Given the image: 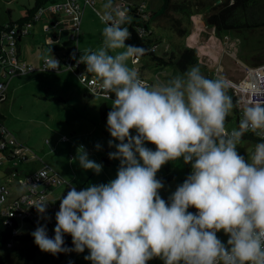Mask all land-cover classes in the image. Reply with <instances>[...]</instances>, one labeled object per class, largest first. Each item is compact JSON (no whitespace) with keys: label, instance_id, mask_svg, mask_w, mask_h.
<instances>
[{"label":"clouds","instance_id":"1","mask_svg":"<svg viewBox=\"0 0 264 264\" xmlns=\"http://www.w3.org/2000/svg\"><path fill=\"white\" fill-rule=\"evenodd\" d=\"M102 8V44L85 49L77 63L111 94L106 127L119 143L108 141L115 147L108 158L119 160V167L108 183L72 187L60 196L54 236L38 226L31 233L35 245L54 256L87 249L84 259L91 264H146L154 258L163 264H264V141L247 159L237 152L245 132L264 128V100L249 101L239 128L229 132L225 122L235 104L226 78L210 79L193 65L165 83L146 85L129 66L147 50L126 44L131 32L125 25L133 19L128 9L114 7L113 0ZM44 61V70L60 69L50 49ZM178 158L191 171L165 200L156 173ZM76 159L84 170H102L83 145ZM47 204L34 201L32 207L47 219ZM65 234L72 249L62 247Z\"/></svg>","mask_w":264,"mask_h":264},{"label":"rangeland","instance_id":"2","mask_svg":"<svg viewBox=\"0 0 264 264\" xmlns=\"http://www.w3.org/2000/svg\"><path fill=\"white\" fill-rule=\"evenodd\" d=\"M33 1L0 0V24L19 19L25 14V9L33 5ZM215 2V0H170L168 5L167 0H141L145 11L156 13L148 24L151 31L150 45L154 47V54L168 57L173 53L178 57L179 51L185 47V34L190 31L187 21L188 13L201 12L205 17L212 12ZM102 5L103 3L96 2L95 10L90 7L92 9L91 18L87 24L85 35L80 32L83 16L81 17L77 47L83 52L85 49L96 50L102 44L101 31L104 25L96 13V10L99 13L103 12ZM197 18L194 17V22L199 28L201 23ZM30 24L27 25V30L28 27L31 28ZM178 30L184 31L185 34H179ZM215 34L222 40L228 34L238 37L236 56L244 64L253 67L264 63V27L240 31L223 30L217 31ZM22 36L21 50L24 53L27 49V57L28 54L30 58V54L32 56L48 54L49 48L46 45L36 46L41 47V50L43 49L46 54H42L38 49L31 51V47L28 46V32ZM84 42L89 44L88 48H84ZM117 51H122V49ZM50 53L55 58L56 55L51 51ZM32 63L36 64L35 60ZM129 66L137 69L140 77L152 81L153 86L165 83V73H169V75L174 73V77L184 72L180 71L176 64L169 65L165 69V73L158 72L160 67L148 55L140 57L138 61L131 59ZM195 66L200 68L204 76L210 79L216 78L214 71L207 75L206 69L199 62ZM25 74L27 73H21L11 78L7 86V98L0 103L3 125L21 148L28 149L30 156L27 160H15L20 175L29 173L36 167L37 162L42 160L57 171L62 178L72 181L77 191L90 185L105 184L115 179L120 162L108 158V153L115 151V147L108 146V141L113 140L114 145L119 142L110 137L106 127L107 118L102 119L98 110L103 103L111 110V99L98 95L87 98L86 94L91 91L80 82L72 70L64 71L63 76L59 73L58 76L51 78H49L51 73L43 72L45 80L37 82L32 81ZM63 78L69 81L68 85L61 83ZM6 81L7 79H4V82ZM228 94L231 96L229 89ZM228 117L225 128L227 130L238 129L234 109ZM130 131L132 135L136 134L135 130ZM62 136L66 138L60 141L59 138ZM96 144L100 145L99 150L96 149ZM81 145L88 152L89 159L103 165L99 174L92 170H84L79 166L76 156L77 149ZM255 145L253 140L241 138L237 144V152L247 159L254 151ZM145 147L150 148L146 144ZM185 167L183 159L178 158L164 164L156 173V178L164 185L159 190V195L163 199L167 200L176 187L183 183L186 178ZM17 225L18 234L31 235L38 226H44V222L41 220L37 225H32L28 222L18 221ZM217 236L226 243L228 237L223 231L217 232ZM9 242H11V247L4 245L0 249V262L4 264H65L69 261L87 264L84 259L89 254L87 249L82 253L70 251L64 259L56 263L47 252H42L38 248L33 259L27 261L28 248L32 245L33 239L9 240Z\"/></svg>","mask_w":264,"mask_h":264},{"label":"built area","instance_id":"3","mask_svg":"<svg viewBox=\"0 0 264 264\" xmlns=\"http://www.w3.org/2000/svg\"><path fill=\"white\" fill-rule=\"evenodd\" d=\"M96 1L98 0H82V3H79L77 0H55L40 7L34 14L33 19L36 20L42 13L52 16L63 14L69 24L68 37L75 42L79 34L84 6H92ZM128 5L134 6L137 10V14L144 20L148 18L149 13L145 11L141 0H129ZM116 7L120 8L119 5ZM141 23L142 21L139 19L138 21H132L131 25L136 26V31L140 37L146 38L147 35L150 34V30L148 26H144ZM129 25L130 24H127L125 26L129 27ZM24 33L25 29L22 30L21 35ZM17 36L18 31L13 26L9 27L8 25H4V27L0 29V102L5 98L6 85L4 79L17 73L34 70L33 66L19 60L16 46ZM151 48L153 49L154 47L151 46ZM80 54L83 53L76 48L70 54L64 55L61 62L63 67L76 72L80 82L89 88L91 91L90 93L108 98L111 94L107 93L106 90L99 86L96 77L88 76L78 71L79 67L83 65L77 63ZM132 60L138 61V59ZM40 67L41 69H45L44 59ZM143 81L146 85H149L148 82L145 80ZM228 81H230L229 88L233 91V96L235 97V116L239 126L243 109L248 106L249 101L257 99L264 100V63L246 69L243 78ZM227 131L230 132L231 130ZM247 132L254 134L258 140L264 141V128L255 131L249 130ZM0 136V154H5L7 156L13 155L11 148L16 145L17 142L3 125H0ZM62 139L64 140L65 138L62 137ZM10 179L14 181L13 185L20 189L14 194H11L12 184L9 182ZM61 184H65L66 186V189L61 194L63 197L73 185L65 181L46 163H42L41 167L36 171L23 175H20L18 171L11 170L8 174V179H4L0 176V214L4 217V223L12 225L13 223L22 221L37 225L43 220L47 223V226L52 227L51 230L47 231L49 238H52L54 234L53 229L56 224V211L51 210L55 209L58 204L51 205L47 210L50 206L47 199V189ZM34 201H44L48 203L46 208L47 211L43 214L47 219L42 218L41 215L37 213V210H34V207H32ZM195 211L196 210H194V213ZM11 234L13 236L17 235V228H13ZM5 245L11 247V242L8 241ZM156 259L157 258L147 261L146 264L151 262L152 264H163L161 260L158 261ZM88 264H91V261H88Z\"/></svg>","mask_w":264,"mask_h":264},{"label":"crops","instance_id":"4","mask_svg":"<svg viewBox=\"0 0 264 264\" xmlns=\"http://www.w3.org/2000/svg\"><path fill=\"white\" fill-rule=\"evenodd\" d=\"M77 1L79 3H82V0H77ZM96 2L105 3L106 0H98ZM96 2L92 6H84V8H83V13H82L83 20H82V27H81L82 29H81V31L79 30L83 35H85L87 24L89 23V19L91 18L90 15H91L92 9L95 10ZM128 3H129V0H117V1L113 0L114 7L119 5L121 9H123V8L127 9ZM96 13L98 15L102 14V13H99L97 10H96ZM147 13L150 14L151 12H147ZM188 14H189L188 15L189 17H188L187 21L189 23L190 31L187 34H185V39H186L185 46H189V47L195 49L196 54L198 56V62L200 63V65H202L206 69L207 75L212 74L211 72L214 71V76H216V77L222 76V77L226 78L227 80H233L234 81V80H238V79L243 78V76L245 75L246 69H248L249 67H252V66H248V65L244 64L236 56L237 46H238L237 45L238 37L231 36L228 34L222 40V38H220L219 36H216V34H215L216 32L212 27H209V26L204 24L206 16L204 17L203 13H201V12H189ZM194 17H198L197 19L201 23V26L199 28L195 25ZM5 24H7V23H5ZM5 24H3V25H5ZM30 27L31 28L28 27V30H27V26H26L25 32H28V46L31 47V51H34V49H38L39 51H41L42 54L43 53L46 54V52L43 49L41 50V47H43V45H46L50 49V51L56 55L55 58L57 60H59L60 69L58 71L41 69V67H40L41 63H42V61L46 55L42 56V55L36 54V56H32L30 54V56H31V58H30L29 54H28V57H27V55H26L27 49H25L24 53L21 50V43H22V39H23V36H21L19 43H18V58L21 62L34 67V70L26 72L27 74H25V75H28L29 79H31L32 81L37 82L38 80H41V81L45 80L43 72L51 73L52 75L49 77V78H51V77L58 76L59 73L61 74V76H63L62 73L64 71H67V70L70 71V69H66L63 67V65L61 63L62 57L64 55H66L67 52L69 53V51L71 53L76 48L82 53H83V51H81L77 47V40L74 42L75 44L73 45V48H70V46L65 45L67 42L66 37H68V33H69V24H68L67 20L65 19L64 15L60 14V15L52 16V15H48L46 13H42L36 20H34L33 23L30 24ZM148 29H149V26H148ZM179 34H181V33H179ZM182 34H184V31L182 32ZM78 36H79V34H78ZM150 37H151V31H150V34L147 35V38L149 39V44L151 43ZM77 39H78V37H77ZM25 46H26V44H25ZM36 46H41V47H36ZM83 46H84V48H88L89 44L84 42ZM199 46H200V49H199ZM33 60H35L36 64L32 63ZM168 66L169 65L159 66L160 70H158V72L165 73V69L168 68ZM78 71L85 74V75H88V76H94V74L88 73L85 70V65L80 66ZM74 73H76V72H74ZM19 74H21V73L14 74L11 77L6 78L7 81L5 82V85H6L5 98L3 101H5L7 98L6 91H7V86L9 84V81L11 80V78H13ZM165 74L166 75H164V82L171 79L174 75V73H173V75H169V73H165ZM140 78L145 80L146 82H148L149 83L148 86H150V87L153 86L152 81H149L146 78H142V77H140ZM61 83L64 85H68L69 81L65 80V78H63ZM45 87L49 88L48 86H45ZM38 89H40V88L38 87ZM229 91L232 95L233 91L230 88H229ZM99 97H102V96H99ZM234 104H235V100H234ZM233 109H234V113H235V108H233ZM228 118L229 117L227 116L226 121L228 120ZM10 135H12V134L10 133ZM62 137H64V136H62ZM62 137L59 138L60 141H63ZM64 138H66V137H64ZM11 149L13 152V155H11V156H7L5 154H0V176L3 177L4 179H8V174L11 170H15V171H18L20 173V171L16 167V162H15L16 159L27 160L30 157L29 153H28V149L27 148H21L18 145V143H16V145H14ZM39 161L40 162H37L36 167H34V169H32L33 171H36L38 168L41 167L42 163H44L42 160H39ZM32 170L30 172H33ZM65 181L70 182L72 184V181H70V180L69 181L65 180ZM9 182L12 184L11 194H14L20 190L19 188H16L13 185L14 181L12 179H10ZM65 189H66L65 184L53 186L50 189H47V199L50 203V206L47 208V210L53 204H58V205L56 206L55 209H52L51 211L57 212L59 210V204H60L59 198ZM61 198H62V196H61ZM194 210H196V209L193 208V210H192L193 213H194ZM43 222H44V226L46 227L47 223L45 221H43ZM46 228H48V230H51V227L47 226ZM86 263L88 264V260H86ZM149 264H152V262Z\"/></svg>","mask_w":264,"mask_h":264},{"label":"trees","instance_id":"5","mask_svg":"<svg viewBox=\"0 0 264 264\" xmlns=\"http://www.w3.org/2000/svg\"><path fill=\"white\" fill-rule=\"evenodd\" d=\"M55 0H34L33 5L31 7H28L25 9V14L21 16L16 21H9L7 24L9 27H15L18 31V36L16 37V46L18 50V43L21 38L22 30L25 29V27L29 23H33L34 19L33 16L38 11V9L48 2H53ZM169 1L168 5H169ZM215 5L212 9V12L206 15L205 22L207 26L213 27L215 32L217 31H223V30H234V31H240L242 29H254L258 27H264V0H215ZM219 1V2H218ZM168 7V6H167ZM167 7L165 8V12L167 10ZM128 14L133 18L132 21L136 20L138 21L141 19L142 25L147 26L150 22L151 18L156 15V13H150L148 18L144 20L137 14V10L134 6H127ZM9 13V11H8ZM4 27L3 24H0V29ZM129 31L131 32V37L126 41V44H134L141 46L147 50L145 55L150 56V58L156 63V65L159 66H166L171 64H176L177 68L180 71H186L189 66L198 64V56L196 54L195 49L185 46L181 51L178 53V57H176L175 54H171L168 57H160L154 54L153 49L151 48L149 44V39L142 38L139 36L138 32L136 31V26L129 25ZM179 33H182V30H178ZM185 34V33H184ZM67 38L66 46H70V48H73V45L75 44L73 40H71L69 37ZM67 54H70L67 52ZM87 98H90L94 96V94L89 93L86 94ZM233 98V102L235 100V97L233 94L231 95ZM114 98V97H113ZM99 115L102 119L107 118V114L110 111L106 107V105L103 103L99 106ZM3 116L0 114V125H3L2 123ZM239 128V126H238ZM242 138H252L257 141V138L254 134L245 132ZM1 140V136H0ZM147 146H149L152 150H155V145L145 142ZM167 164V163H166ZM185 170H186V177L191 171L190 164H186ZM193 208H189L188 211L192 212ZM17 223H13L12 225H8L4 223V217L0 214V249L8 242L9 240H28L33 239L31 235H12L11 230L13 228H17ZM47 227V226H46ZM49 227V226H48ZM52 229V227H51ZM49 231V230H47ZM54 236V234H53ZM64 244L62 247H65L67 249H72V237L69 234H65L63 236ZM38 249V246L35 245L34 240L32 245L28 248V255H27V261L32 260L34 257L35 251ZM68 252H61L56 254L55 256L48 253L50 258L54 260L56 263H59L64 257L69 253ZM160 261V259H156ZM0 264H4L3 262H0ZM65 264H78L75 261H69L65 262Z\"/></svg>","mask_w":264,"mask_h":264},{"label":"water","instance_id":"6","mask_svg":"<svg viewBox=\"0 0 264 264\" xmlns=\"http://www.w3.org/2000/svg\"><path fill=\"white\" fill-rule=\"evenodd\" d=\"M204 24L206 25V22H205V21H204ZM249 139L253 140L256 144H257V143H260V141H261V140H258V139H257V141H256L255 139H252V138H249ZM34 210H36L35 207H34Z\"/></svg>","mask_w":264,"mask_h":264}]
</instances>
